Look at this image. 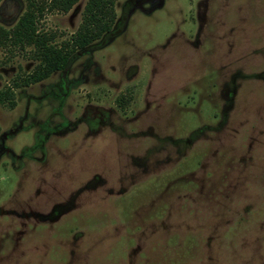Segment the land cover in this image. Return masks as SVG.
<instances>
[{
	"label": "rangeland",
	"instance_id": "rangeland-1",
	"mask_svg": "<svg viewBox=\"0 0 264 264\" xmlns=\"http://www.w3.org/2000/svg\"><path fill=\"white\" fill-rule=\"evenodd\" d=\"M88 1L39 29L68 41ZM25 11L0 0V26ZM116 12L0 105V264H264V0ZM36 66L0 48V91Z\"/></svg>",
	"mask_w": 264,
	"mask_h": 264
},
{
	"label": "trees",
	"instance_id": "trees-1",
	"mask_svg": "<svg viewBox=\"0 0 264 264\" xmlns=\"http://www.w3.org/2000/svg\"><path fill=\"white\" fill-rule=\"evenodd\" d=\"M26 11L16 26L7 30L0 26V48L32 49L37 66L30 73L0 91V105L16 107L15 89L41 83L66 68L72 58L107 34L117 21L118 0H89L83 22L68 41L56 44V35L39 29L40 21L53 12L68 13L80 0H25Z\"/></svg>",
	"mask_w": 264,
	"mask_h": 264
}]
</instances>
